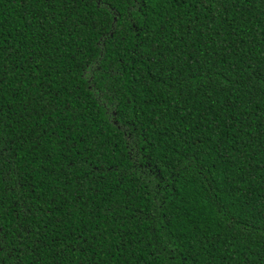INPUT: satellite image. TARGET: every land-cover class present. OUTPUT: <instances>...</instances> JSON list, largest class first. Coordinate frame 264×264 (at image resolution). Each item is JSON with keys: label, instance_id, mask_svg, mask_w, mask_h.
<instances>
[{"label": "trees", "instance_id": "1", "mask_svg": "<svg viewBox=\"0 0 264 264\" xmlns=\"http://www.w3.org/2000/svg\"><path fill=\"white\" fill-rule=\"evenodd\" d=\"M136 4L0 0L3 264H264V0Z\"/></svg>", "mask_w": 264, "mask_h": 264}, {"label": "snow or ice", "instance_id": "2", "mask_svg": "<svg viewBox=\"0 0 264 264\" xmlns=\"http://www.w3.org/2000/svg\"><path fill=\"white\" fill-rule=\"evenodd\" d=\"M95 3L99 8H104V7L108 6L109 0H95ZM141 4H142V0H137V4H136L137 8H139L141 6ZM107 38L108 37L105 36V39H107ZM133 54H135V53L133 52ZM6 237H7V234L4 233L2 231V229H0V253L7 252L9 254V258H10L12 250L7 245ZM0 264H3V258H0Z\"/></svg>", "mask_w": 264, "mask_h": 264}]
</instances>
